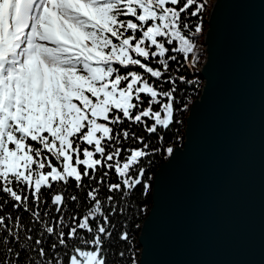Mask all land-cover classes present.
Listing matches in <instances>:
<instances>
[{
    "label": "snow or ice",
    "instance_id": "obj_1",
    "mask_svg": "<svg viewBox=\"0 0 264 264\" xmlns=\"http://www.w3.org/2000/svg\"><path fill=\"white\" fill-rule=\"evenodd\" d=\"M206 7L0 0V264H109L112 218L149 195L153 158L183 142L179 128L166 140L192 103L177 92L200 81L170 63L199 62ZM128 227L126 259L142 264Z\"/></svg>",
    "mask_w": 264,
    "mask_h": 264
},
{
    "label": "water",
    "instance_id": "obj_2",
    "mask_svg": "<svg viewBox=\"0 0 264 264\" xmlns=\"http://www.w3.org/2000/svg\"><path fill=\"white\" fill-rule=\"evenodd\" d=\"M200 95L153 176L142 264H264V0H214Z\"/></svg>",
    "mask_w": 264,
    "mask_h": 264
},
{
    "label": "trees",
    "instance_id": "obj_3",
    "mask_svg": "<svg viewBox=\"0 0 264 264\" xmlns=\"http://www.w3.org/2000/svg\"><path fill=\"white\" fill-rule=\"evenodd\" d=\"M212 3H213L212 0H207V7H206L205 11L203 12L204 31H203V34L199 35L196 39L197 49L195 50V54H197L199 56V62L193 68L184 60L183 54H180L179 56H177V61L170 63V70L171 71L169 74H171L173 76L185 75V76H187L188 79L198 78L200 81L198 88L195 86H190V85H179V90L177 92V98L178 99L190 97L191 101H193L201 93L202 78L200 77L199 71H198L199 68L201 67L202 63L204 62V59H203L204 58L203 57L204 51L202 50L204 42L201 38H202V36H204V33L206 32V30L208 28L207 19L209 16V12H210ZM191 19L193 22H195V20H196L195 17H193ZM189 55H193V54H189ZM177 69H179V71H177ZM178 84H179V82H178ZM165 87H168V86L165 85ZM187 115H188V111H185V112L180 113L179 116L177 117L178 119L183 120V124L173 127L171 129V131L168 133L166 140H168L169 143L171 142V140L168 139V137L175 135L176 128H179V134L181 137H183V141H184V129H185V123H186ZM133 130L137 131L138 133L140 132V130L136 129L135 127H133ZM151 139H152L153 144H155L156 143L155 137H152ZM182 145H183V142H182V144L177 145V146H182ZM153 159L155 162H154V164L151 168V171L149 173L152 176H154L159 165L165 161L163 158H161L159 156L154 157ZM86 183H87V181H86ZM74 191H75V185H74V182H72L70 187H69V192L72 193ZM76 194H79V193H76ZM46 199H48L50 202V195L46 194ZM124 203H125L124 201H121L122 205ZM128 204L130 205V207L129 206L125 207V211H124L123 215H120L118 213L115 217L112 218V222L116 227L113 230V239L110 242L111 248L109 251V264H130V262L126 259L127 255H128V253L126 251L127 245L124 242L119 240L120 232L121 231H128L129 225H130V235H131V238L133 240V243L135 244L136 258H137V260H139L141 247L138 243V237H139V233H140L141 224L144 221V219L147 217L149 209H150L151 204H152L151 192L149 193V195L147 197L140 195L138 192L134 193L132 195L130 201L128 202ZM72 207H74V206H72ZM137 208H146L147 210L137 214V211H136ZM21 214L24 215L25 222H27V220H28L27 214H23V213H21ZM137 224L140 226L139 228H136ZM120 251H125V258L122 259L118 255V253Z\"/></svg>",
    "mask_w": 264,
    "mask_h": 264
},
{
    "label": "rangeland",
    "instance_id": "obj_4",
    "mask_svg": "<svg viewBox=\"0 0 264 264\" xmlns=\"http://www.w3.org/2000/svg\"><path fill=\"white\" fill-rule=\"evenodd\" d=\"M212 1L214 2V0H212ZM212 4H213V3H212ZM211 7H212V6H211ZM204 35H205V34H204ZM201 39L204 41V36H202ZM204 48H205V45L203 44V48H202V50L204 51V56H203L204 58H203V59L205 60L206 52H205ZM179 55H180V54H179ZM179 55H178V56H179ZM189 57H191V55H189ZM202 64H203V63H202ZM198 68H199V67H198ZM202 85H203V80H202ZM201 89H202V88H201Z\"/></svg>",
    "mask_w": 264,
    "mask_h": 264
}]
</instances>
